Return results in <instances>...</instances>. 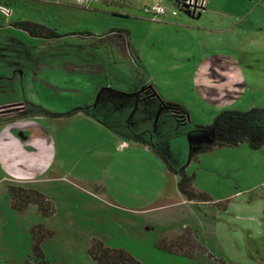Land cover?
Returning a JSON list of instances; mask_svg holds the SVG:
<instances>
[{
    "label": "rangeland",
    "instance_id": "1",
    "mask_svg": "<svg viewBox=\"0 0 264 264\" xmlns=\"http://www.w3.org/2000/svg\"><path fill=\"white\" fill-rule=\"evenodd\" d=\"M0 4L11 8L8 18L0 13V75L8 72L12 76L17 60L29 66L30 52L36 46V41L26 39L18 32L23 30L14 27L13 22L28 20L49 25L59 24V21L51 16L49 8L44 12L32 0H0ZM173 18L186 20L192 27L165 28L170 37H160V43L153 48L124 56H107V81L104 82L107 87L125 93L149 82L162 101L184 109L187 115L182 124L168 109L160 111L155 122V116L145 111V104L136 109L133 104L111 105L115 112L123 114V120L130 119L134 123V130L154 134L155 143L164 149L171 166L175 169L185 166L186 173L193 174V186L209 200L181 201L176 186L178 176L167 172L158 157L153 161L143 159L138 165H135L137 160L129 159L120 168L121 174H125L123 184H127V191L111 192L115 184H122L118 180L120 176L112 174L113 169L107 170L104 163L89 166L70 158L73 152L87 159L94 158L93 162L101 157L98 147L93 150L96 146L85 151L93 133L82 129L61 144L65 151L61 157L65 162L56 171L64 175V180L74 179V187L79 185L80 189L92 192L90 194L101 205L94 210L76 209L74 213L84 219L75 224L93 235H110V244L126 250L142 264H264V145L253 149L241 142L236 146L216 147L196 159H188V133L193 129L211 125L223 111L264 107V0H208L203 9L186 14L183 10L176 11ZM95 25L97 29L128 26L137 37L146 33L151 22L100 14ZM2 82L0 102L12 94V86ZM23 87L28 94L25 83ZM72 93L79 99L78 92ZM48 99L43 106H37L56 112L67 111L57 95H49ZM17 110L13 114L9 110V113L2 112L0 120L10 119L25 109ZM38 117L36 120L31 116L25 120L28 122H22L25 123L22 128L33 134L32 142L36 141L39 126L49 131L47 136L52 138L51 131L44 126L54 123L56 117ZM40 141L38 144L47 145L43 139ZM103 141L97 139L98 144ZM5 183L9 184L0 181V189ZM73 191L76 195L77 190ZM107 191L111 198L105 194ZM89 197L82 195L74 201L79 203ZM134 207L137 211L130 209ZM33 220V216L25 215L11 227L10 223H5L15 222V218L0 215V264L37 262L29 254V224ZM183 224L190 226L189 230ZM171 232L186 233L191 244L199 248H195L191 256L157 248L155 242ZM66 236H70L69 231ZM47 248L52 251V256L46 257L47 264H96L84 251L67 255L57 252V246L52 244Z\"/></svg>",
    "mask_w": 264,
    "mask_h": 264
},
{
    "label": "crops",
    "instance_id": "2",
    "mask_svg": "<svg viewBox=\"0 0 264 264\" xmlns=\"http://www.w3.org/2000/svg\"><path fill=\"white\" fill-rule=\"evenodd\" d=\"M32 1L37 2L44 12H46L45 8H49L48 12L51 16L59 21V24H43L53 29L58 36L49 38L35 36L19 28L23 31L18 32L24 34L26 39L30 40L32 38L36 41V46L30 52V64L29 66L22 65L21 61L17 60L16 64L13 65L15 73L12 76L8 75L7 69H4L7 73L0 75V81H3L2 83L5 86H12V94L0 104L22 103V109L27 111L32 109L34 105L43 106V103L49 101V95L60 97L61 104L66 107V110L73 105H75L73 107H76L92 104L97 91L101 87H107L106 82H104L107 81L105 78L108 69L107 56L109 58H112L113 54L124 56L129 55V53L132 54V51L139 53V50L143 48H153L160 43V37H170V32L164 30L165 28L179 27L183 29L192 27L186 20L173 18L176 11L183 10L186 14V12L194 13L199 10L183 5L185 0H103L89 8L78 6L72 0ZM154 1H159L167 9L166 14L158 21H150L140 10L142 5ZM205 5H208V0H205ZM100 14L106 16L108 14L111 18L140 19L143 20V23H147L149 20L151 25H148L145 34L141 36L138 34L137 37L128 26H109L108 28L106 26L97 29L95 22ZM14 22H17V20ZM24 83L28 94L24 90ZM71 84H73V88L69 87ZM144 84L151 86L156 92L153 84L149 82ZM13 92H16V94ZM72 92H78L76 94L79 99H75L76 97L70 94ZM73 100L77 102L75 103ZM60 111L58 110V112ZM30 117L14 116L8 120H0V181L39 190L52 201L54 213L43 218L37 212L34 204H29L23 211H14L10 207L7 194L9 184L5 183L0 189V215L4 218H15V222L6 221L5 225L10 223V226L13 227L19 223L22 216L30 215L33 216L34 220L30 222L29 230L32 225L41 224L54 232L53 237H58V239L55 240L51 237L45 239L41 244L44 255L43 264H47L46 257L52 256V251L47 248L48 244L57 246V252H65L67 255L77 250L82 251V253L84 251L88 255L87 248L92 238L99 239L106 245L115 247L110 244V235H93L86 229L77 228L75 223L80 219L83 220L84 217H78L74 211L79 207L94 210L101 204L90 194L92 192L80 189L79 185L78 188L74 187L75 185L72 182L74 179L64 180V175L60 171H56L58 168L63 167L65 162L61 157L65 152L61 144L66 139L74 138L82 129L90 130L93 137L85 151H89L91 146H96L93 148L94 151L98 147L101 153L100 159L93 162L94 158L87 159L82 157L81 154H75V152L71 154L73 158L71 156L70 158L77 159L76 163L84 162L89 166L104 163L107 170L113 169L112 174L116 177L120 176L118 180L122 183L118 185L119 182L116 181L118 183L111 188V192L115 190L116 193L127 191V184H123L125 174H121L120 168L129 159L137 160L135 165H138L142 163L143 159L153 161L157 157L146 145L126 142V145L122 147L123 140L104 126L99 117H89L82 113L53 118L54 123L44 126L49 128L52 138L47 136L49 131L40 126L37 127L36 141L32 142L33 134L29 129L22 128V125L25 124L22 122L29 120ZM32 118L38 120L39 117L34 115ZM9 124H12V127H8ZM98 138H102L104 141L98 144ZM41 139L44 142L46 141L47 145L38 144L41 143ZM94 151L93 156H95ZM41 153L45 155L40 156ZM87 154L89 153L87 152ZM48 155L49 157H47ZM109 157H111V160ZM56 179H60V181ZM73 189L77 190L76 195ZM105 194L110 195L109 191ZM82 195L90 197L89 199H82L79 203L74 201ZM184 200L182 197L181 201ZM123 209L126 210L127 208ZM130 209L137 211L138 208ZM5 225L1 228L3 229ZM183 226L189 230L190 226L185 224ZM67 231L70 232L69 237L66 236ZM180 234L182 232H171L170 235L163 237L173 238ZM30 258L33 259L32 256ZM90 260L93 261L91 258ZM31 263L34 264L30 260L29 264ZM35 264H38V262H35Z\"/></svg>",
    "mask_w": 264,
    "mask_h": 264
},
{
    "label": "trees",
    "instance_id": "3",
    "mask_svg": "<svg viewBox=\"0 0 264 264\" xmlns=\"http://www.w3.org/2000/svg\"><path fill=\"white\" fill-rule=\"evenodd\" d=\"M13 25L35 36L48 38L58 36L53 29L28 20H20L14 22ZM144 85L146 89L151 90V93H153L154 90L151 86ZM116 102L119 107H127L132 104L129 94L110 87H102L98 91L96 101L92 104L76 106L66 112H56L34 105L32 110H23L15 116L44 115L66 117L82 113L89 117H99L104 126L113 131L122 140L148 146L154 155L162 160L167 172L178 176L176 186L185 200L208 201V196L193 186V174H187L185 166L179 169L171 166L165 156L164 149H160L155 143L154 134L151 132L145 134L134 130V123L130 119L125 121L123 120V114L115 112L111 105L116 104ZM146 107L147 110L145 111L152 117L155 116L157 109L162 107V110L168 109L177 122L183 124L186 120L187 114L180 105L162 101L159 99L158 94L151 97L144 105V108ZM188 140L190 144L189 160L196 159L199 154L209 152L216 147H231L241 142H246L251 148L258 149L261 145H264V107H252L246 111H223L214 119L211 125L199 126L189 132ZM7 194L10 207L14 211H23L29 204H34L37 212L43 218L49 217L54 213L52 201L37 189L23 187L18 184H9L7 186ZM29 231L30 255L38 264H43L44 255L41 244L45 239L51 238L54 232L41 224L32 225ZM155 246L172 254L180 253L186 256H191L194 249L199 248L197 245L191 244L186 233L173 238L161 237L155 242ZM87 253L97 264H142L126 250L108 246L96 238L90 240ZM25 264L29 263L25 262Z\"/></svg>",
    "mask_w": 264,
    "mask_h": 264
},
{
    "label": "built area",
    "instance_id": "4",
    "mask_svg": "<svg viewBox=\"0 0 264 264\" xmlns=\"http://www.w3.org/2000/svg\"><path fill=\"white\" fill-rule=\"evenodd\" d=\"M103 0H74L75 4L81 7L89 8L95 3H99ZM183 5L194 8V9H201L205 6V0H185ZM141 12L143 15L150 20L158 21L161 19L163 15L166 14L167 9L164 5H162L159 1H154L153 3L142 5L140 7ZM0 13L8 18L11 14V8L7 6L6 4H0ZM22 106V107H20ZM19 109L23 108L22 104H19ZM9 113V112H7ZM126 141H122L121 146H125Z\"/></svg>",
    "mask_w": 264,
    "mask_h": 264
},
{
    "label": "flooded vegetation",
    "instance_id": "5",
    "mask_svg": "<svg viewBox=\"0 0 264 264\" xmlns=\"http://www.w3.org/2000/svg\"><path fill=\"white\" fill-rule=\"evenodd\" d=\"M138 90L139 88H136L131 93L136 92ZM151 94H152L151 90L149 89H145L142 92H139L137 94H131L130 95L131 102L134 105V108L136 109L137 106H140V105L142 106L143 104H146L151 99V97H153V95ZM19 104H22V103H9L7 105L0 106V116L1 114H3L2 112H8V110L12 114L16 111V109H18L17 111L23 110V109L18 108Z\"/></svg>",
    "mask_w": 264,
    "mask_h": 264
},
{
    "label": "water",
    "instance_id": "6",
    "mask_svg": "<svg viewBox=\"0 0 264 264\" xmlns=\"http://www.w3.org/2000/svg\"><path fill=\"white\" fill-rule=\"evenodd\" d=\"M146 89V87H145V85H143V86H141L140 88H139V90L138 91H136V92H133V93H131V92H127V94H129V95H131V94H137V93H139V92H142L143 90H145ZM155 94H157L155 91H153V93H152V95H155ZM159 99H160V97H159ZM161 100V99H160ZM162 110V107H159L158 109H157V111H156V114H155V122H156V120H157V118H158V115H159V113H160V111Z\"/></svg>",
    "mask_w": 264,
    "mask_h": 264
}]
</instances>
